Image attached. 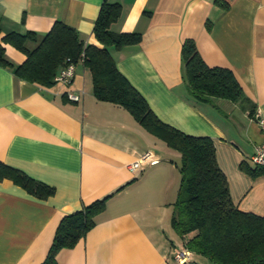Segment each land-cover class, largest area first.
<instances>
[{
    "label": "crops",
    "instance_id": "0c3cea01",
    "mask_svg": "<svg viewBox=\"0 0 264 264\" xmlns=\"http://www.w3.org/2000/svg\"><path fill=\"white\" fill-rule=\"evenodd\" d=\"M107 1L121 4L111 30L141 33L139 43L112 50L119 72L161 122L209 136L234 206L264 216V175L253 177L240 166L253 164L250 156L263 140L256 117L264 116V0H224L227 9L214 0ZM102 2L0 0V41L9 31L29 30L38 40L59 20L85 43L100 46L93 25ZM185 38L194 40L207 65L234 72L245 99L200 100L187 90ZM3 46L13 64L25 60L11 43ZM68 92L79 99H69ZM170 149L179 156L125 107L97 99L80 61L69 84L33 83L0 65V162L54 188L41 199L0 179V264H46L62 216L105 197L93 227L57 251V264H179L173 253L189 234L181 237L171 225L181 175L179 157L163 158ZM147 150L159 161L130 169ZM191 257L192 264H211Z\"/></svg>",
    "mask_w": 264,
    "mask_h": 264
},
{
    "label": "trees",
    "instance_id": "16d2710c",
    "mask_svg": "<svg viewBox=\"0 0 264 264\" xmlns=\"http://www.w3.org/2000/svg\"><path fill=\"white\" fill-rule=\"evenodd\" d=\"M214 3L228 8L224 0ZM121 14V4L103 0L93 25L100 46L85 43L78 31L56 20L37 40L33 31H9L0 41V65L11 68L19 77L37 84L54 82L57 71L69 58L82 63L91 75L92 93L125 107L149 132L179 152L180 185L171 215V225L186 238L183 247L191 255L206 257L211 264H264V216L239 210L231 201L227 179L215 159V145L209 136L185 134L161 122L145 98L117 69L112 50L137 44L141 33L115 32L110 29ZM210 28V23L207 22ZM36 41L33 48L26 41ZM3 43H11L25 54V60L13 64L5 56ZM182 74L187 90L197 99H245L234 72L227 67L209 66L201 57L193 39L185 38L181 46ZM250 113H253L250 110ZM253 177L264 175V164L241 163ZM9 178L31 195L44 199L54 188L29 177L20 169L0 162V179ZM107 197L95 200L81 209L65 214L59 220L46 264H57L55 255L62 248L74 246L95 224V215L104 207ZM192 257L179 264H192Z\"/></svg>",
    "mask_w": 264,
    "mask_h": 264
},
{
    "label": "built area",
    "instance_id": "2783aa9c",
    "mask_svg": "<svg viewBox=\"0 0 264 264\" xmlns=\"http://www.w3.org/2000/svg\"><path fill=\"white\" fill-rule=\"evenodd\" d=\"M82 55L83 53H81L80 57L78 58V61L80 62H82V57H83ZM76 63L77 62H73L68 58L66 64L62 67V69L55 74L53 78L54 81L61 82L63 84H69L74 77ZM67 96L71 100L79 99V95L74 94L73 92H68ZM256 121L262 131L263 140L254 147L253 153L250 156V160L254 164L262 165L264 164V116L256 117ZM158 161L159 159L155 156V154L152 151L147 150L144 153H142L137 158V160L130 163L129 168L134 170L135 168L142 167L144 165L155 164ZM173 257L178 263H183L190 259L191 253L184 247H181L174 251Z\"/></svg>",
    "mask_w": 264,
    "mask_h": 264
},
{
    "label": "rangeland",
    "instance_id": "374dc122",
    "mask_svg": "<svg viewBox=\"0 0 264 264\" xmlns=\"http://www.w3.org/2000/svg\"><path fill=\"white\" fill-rule=\"evenodd\" d=\"M163 158L166 159H177L178 161V155L176 154V152L172 149H170V151L166 150V152H163Z\"/></svg>",
    "mask_w": 264,
    "mask_h": 264
}]
</instances>
